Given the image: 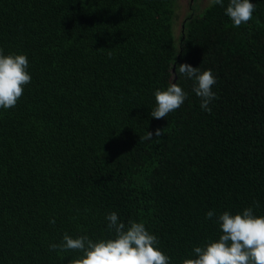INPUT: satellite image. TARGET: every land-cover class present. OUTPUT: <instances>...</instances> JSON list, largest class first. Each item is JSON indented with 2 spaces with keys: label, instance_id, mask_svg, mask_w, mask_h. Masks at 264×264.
Here are the masks:
<instances>
[{
  "label": "trees",
  "instance_id": "trees-1",
  "mask_svg": "<svg viewBox=\"0 0 264 264\" xmlns=\"http://www.w3.org/2000/svg\"><path fill=\"white\" fill-rule=\"evenodd\" d=\"M177 1L0 0V48L32 77L0 108V264H70L82 253L50 245L113 238L112 212L182 264L223 212L264 216V0L240 27L229 0L192 9L178 36ZM184 63L216 77L210 112ZM172 82L186 100L151 117Z\"/></svg>",
  "mask_w": 264,
  "mask_h": 264
},
{
  "label": "clouds",
  "instance_id": "clouds-1",
  "mask_svg": "<svg viewBox=\"0 0 264 264\" xmlns=\"http://www.w3.org/2000/svg\"><path fill=\"white\" fill-rule=\"evenodd\" d=\"M214 5L223 6L224 0H211ZM255 5L251 0H229L225 14L233 26L240 27L253 18ZM29 61L24 54L4 55L0 48V108H14L22 97L24 87L31 82L27 71ZM180 75L194 81L192 91L200 98L202 110L210 112L209 104L216 98L212 87L216 77L211 70L202 73L198 67L184 63L178 67ZM155 108L150 112L155 119H164L169 113L182 106L187 93L172 82L166 90L155 91ZM162 129L147 132L143 139L151 140L153 135L161 137ZM256 204V202H254ZM258 207V204H256ZM215 215L208 211L206 219ZM107 230L113 238L93 241L87 235L73 238L67 233L60 244H52V250L79 251L82 256L70 264H170V258L158 247V238L151 234L142 222L120 221L115 212L106 215ZM221 235L206 246L193 249L194 258L183 260L182 264H264V216L254 215L252 207H246L242 214L223 212L217 219ZM55 224V219L50 221Z\"/></svg>",
  "mask_w": 264,
  "mask_h": 264
},
{
  "label": "rangeland",
  "instance_id": "rangeland-1",
  "mask_svg": "<svg viewBox=\"0 0 264 264\" xmlns=\"http://www.w3.org/2000/svg\"><path fill=\"white\" fill-rule=\"evenodd\" d=\"M211 0H178L177 1V17L174 32L176 35H180L182 31V25L185 17L192 9H199L205 8L210 4ZM194 6V7H193ZM196 9V10H197Z\"/></svg>",
  "mask_w": 264,
  "mask_h": 264
},
{
  "label": "flooded vegetation",
  "instance_id": "flooded-vegetation-1",
  "mask_svg": "<svg viewBox=\"0 0 264 264\" xmlns=\"http://www.w3.org/2000/svg\"><path fill=\"white\" fill-rule=\"evenodd\" d=\"M195 0H193V2H194Z\"/></svg>",
  "mask_w": 264,
  "mask_h": 264
}]
</instances>
